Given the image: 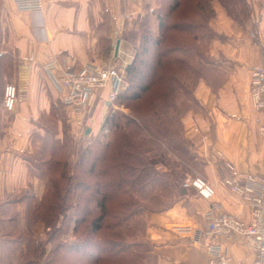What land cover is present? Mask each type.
I'll return each mask as SVG.
<instances>
[{"label":"crops","instance_id":"1","mask_svg":"<svg viewBox=\"0 0 264 264\" xmlns=\"http://www.w3.org/2000/svg\"><path fill=\"white\" fill-rule=\"evenodd\" d=\"M246 1L250 12L240 22L219 0H212L215 15L209 25L216 36L209 54L219 69L211 80H199L194 95L201 108L183 117L192 153L142 145L154 167L173 181L171 205L145 216L144 237L152 244L156 264H207L204 244L211 240L226 246L236 264L255 259L254 247L240 235H202L204 244L190 242L196 231L204 233L205 214L213 202L244 221L252 218V206L224 184L231 173L227 162L242 175L264 176V140L256 122L262 114L254 109L249 94L252 68L264 64V0ZM43 2V11L32 13L17 10L12 0H0V75L11 77L24 93L15 109L7 111L2 104L4 88L0 90V234L17 220L25 221L27 202H41L46 193L48 179L39 174L30 157L35 153L34 137L45 133L42 117L61 107L74 136L84 126L98 127L106 118L102 99L108 89L99 91L90 108L65 104V91L56 85L46 64L56 60L80 69L90 62L101 64L109 55L126 66L141 39L139 34L134 39L123 34L136 32V20L154 11L148 7L150 0ZM58 125L55 137L62 139L63 120ZM196 174L215 185L212 200L200 196L190 184L188 179Z\"/></svg>","mask_w":264,"mask_h":264},{"label":"trees","instance_id":"2","mask_svg":"<svg viewBox=\"0 0 264 264\" xmlns=\"http://www.w3.org/2000/svg\"><path fill=\"white\" fill-rule=\"evenodd\" d=\"M163 1L157 9L159 32L154 35L147 26L140 28L141 43L126 65L127 86L117 96L131 113L112 110L104 120L113 138L96 139L81 147L71 170L69 154L59 146L55 132L45 139L51 144L43 145L39 163H34L39 174L48 179L43 198L47 210L41 215L47 223L57 209L83 206L88 212V201H95L99 211L90 222L91 232L111 231L101 243V255L90 260L95 264H142L136 256L125 260L126 255L132 246L143 247L146 243L138 240L144 214L171 205L173 181L154 167L141 146L147 141L159 149L166 146L190 155L193 148L184 134L183 117L188 111L201 108L194 95L199 80H211L219 69L209 54L216 36L209 25L215 15L212 0ZM219 1L237 21L242 22L250 12L246 0ZM237 3L246 9H241L244 17L236 14ZM72 191H80L82 196L87 193L88 200L85 197L84 203L72 202ZM85 220L86 215L78 217L76 228ZM130 239L132 242L127 243ZM86 244L83 239L69 248L82 250ZM30 262L33 263L23 264Z\"/></svg>","mask_w":264,"mask_h":264},{"label":"rangeland","instance_id":"3","mask_svg":"<svg viewBox=\"0 0 264 264\" xmlns=\"http://www.w3.org/2000/svg\"><path fill=\"white\" fill-rule=\"evenodd\" d=\"M163 3V0H150L148 7L153 8L156 11H153V14L149 11L148 15L136 20L138 24L137 31L127 30L123 36L128 39H134L137 38L139 34L141 39L142 34L140 28L143 26H147L152 34L157 35L159 32L157 9H160ZM241 5L242 4L240 3L234 5L235 12L238 16L244 17L241 9H243V11L246 9ZM101 64H113L123 70L125 75V86H127L126 66H123V63H119L116 58L108 55L106 56L105 61H102ZM5 71H7V69ZM206 72L210 75V71ZM8 82H12L11 77L1 74L0 90L3 89ZM98 95L96 96V99ZM103 96H101V98L103 97L102 104L105 107L106 116L112 110H120L128 114L131 113L129 108L120 104L119 99L109 103L108 92ZM148 102L149 101L147 100L142 103L141 107L143 106L142 108H144ZM88 107H91V103ZM58 120H63L62 129L64 131V136L62 139H59L58 144L59 146L62 145L64 147L63 151L69 154L72 168L74 167L75 160L79 158L78 152L81 147L93 143L96 139L107 141L113 138L112 131H109L108 127L104 126V121L102 124H99L98 127L93 124L91 126H84L76 136L72 135L70 133V124L64 119L63 109L61 107H56L41 119L45 133L34 137L35 153L30 155L34 163H39L40 150L43 145L46 143L51 144L50 141L47 142L45 139L51 138L53 134L57 132L59 127ZM144 143L152 144L147 141H144ZM163 148L168 147L164 146L157 149L162 150ZM186 155L189 156V154ZM71 170H74V168ZM195 176L202 175L196 174ZM43 178L47 177L45 176ZM88 179L90 178L88 177ZM80 196H82L80 191L76 193L72 191L70 198L72 199V202L75 203H84L85 197L88 200L87 193L82 197ZM30 201L27 202L26 205L27 216L25 217V221L22 219H19V221L17 220L14 224L8 225L7 229L3 230L5 234H0V261L4 262V264H23L25 261H33V263L30 262L29 264H95L90 260L96 255H101V243L104 242V238H107L111 231L100 229L99 231L91 232L90 222L96 217L99 211L94 200L88 201V212L84 211L83 206H80V208L78 206V209L74 208V210L71 208L69 210L57 209L54 211L56 216L54 215V217L50 218V223H47L41 216L42 213L47 210L46 205H43L44 200L42 199L41 202H35V200L32 199ZM146 214L147 213L144 214V217ZM84 215H86L85 222L79 223L78 228H76V219ZM86 222H89V224ZM145 228L146 221L144 222V225L140 227L138 240L146 241L148 244L143 242V247L132 246L129 255H126L125 260L136 256L141 259L142 264H156L155 256L152 254V244L144 237ZM105 233H107V235L104 237ZM83 239L88 243L86 244L85 249L76 250L69 248L72 244ZM132 240L134 241V238ZM132 240H128L127 243L132 242ZM137 253H139V255ZM98 264H101V262Z\"/></svg>","mask_w":264,"mask_h":264},{"label":"built area","instance_id":"4","mask_svg":"<svg viewBox=\"0 0 264 264\" xmlns=\"http://www.w3.org/2000/svg\"><path fill=\"white\" fill-rule=\"evenodd\" d=\"M12 1L19 11L41 13L44 9L43 0ZM45 68L51 72L56 85L65 91L64 103L78 108L88 106L102 89H108V102L112 103L125 86L124 71L113 64L90 62L80 69H74L71 65L51 60ZM249 94L254 109L262 114L256 122L264 140V64L252 68ZM23 97L24 93L18 84L6 83L2 99L4 109L13 111ZM226 165L231 173L224 179V184L230 193L252 206V218L249 222L244 221L220 210L219 205L213 202L205 214L204 233L196 231L190 242L194 245L204 244L202 235H240L255 249V259L248 264H264V176L257 177L250 173L242 175L233 163L227 162ZM188 180L200 196L208 200L215 197L216 187L205 177L194 176ZM204 245L209 254L207 264H236L222 243L211 240Z\"/></svg>","mask_w":264,"mask_h":264},{"label":"water","instance_id":"5","mask_svg":"<svg viewBox=\"0 0 264 264\" xmlns=\"http://www.w3.org/2000/svg\"><path fill=\"white\" fill-rule=\"evenodd\" d=\"M118 49H119V40H117V41H116V44H115V49H114V53H115V55L117 54Z\"/></svg>","mask_w":264,"mask_h":264}]
</instances>
